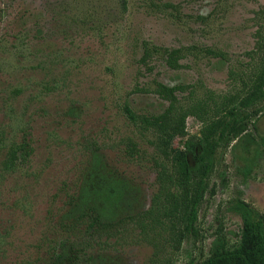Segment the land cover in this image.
<instances>
[{
  "label": "rangeland",
  "instance_id": "rangeland-1",
  "mask_svg": "<svg viewBox=\"0 0 264 264\" xmlns=\"http://www.w3.org/2000/svg\"><path fill=\"white\" fill-rule=\"evenodd\" d=\"M164 3L174 8L164 11ZM262 5L264 0H126L124 10L121 0H0V136L6 138L0 162L7 145L23 136L34 150L14 173L0 169V264L47 263L42 245L66 237L57 224L66 196L90 176L92 165L106 166L134 189L123 218L146 211L157 187L150 137L124 118L122 106L161 113L169 102L154 89L162 83L181 107L194 93L227 111L242 79L252 76V63L264 56L256 49L257 32L264 34V19L256 17ZM209 13L201 26L199 16ZM154 47L181 49L178 67H169ZM250 107L259 113L258 134L264 136V97ZM201 128L188 116L185 135L173 147L189 152ZM130 141L138 155L128 150ZM233 144L209 179L194 232L176 246L164 233L155 240L150 231L141 235L128 220L111 233L69 236L68 254L80 264H149L151 237L164 244L162 261L188 264L207 259L218 236L235 247L241 220L230 204L242 201L264 217V152L246 178Z\"/></svg>",
  "mask_w": 264,
  "mask_h": 264
},
{
  "label": "trees",
  "instance_id": "trees-1",
  "mask_svg": "<svg viewBox=\"0 0 264 264\" xmlns=\"http://www.w3.org/2000/svg\"><path fill=\"white\" fill-rule=\"evenodd\" d=\"M122 8L126 9V0H121ZM163 10L174 8L163 4ZM175 10V9H173ZM172 11V9H171ZM208 15H200L201 26L206 25ZM257 19H264V5L256 11ZM261 29L263 27H260ZM259 34L256 49L264 54V34ZM145 49V54H146ZM169 67H178L181 49H158ZM208 54H212L210 49ZM254 65L252 76L241 81L242 89L230 96L232 104L227 111L211 104V98L197 99L194 93L186 107H181L173 94V89L162 83H157L155 93L169 105L161 113H142L125 102L121 108L124 118L138 132L150 137L148 146L152 150V161L155 165L156 192L152 197L150 207L138 216L122 215L130 211L134 189L122 177L108 174L106 166L101 169L92 165L88 171L90 176L79 182V188L67 194L62 209L63 215L58 221L60 232L66 237L49 240L42 246L47 256L46 264H80L69 255V236L78 234L104 232L111 233L128 221L139 226L140 234L153 235L154 240L160 233L168 236V245L182 241L184 237L194 232L198 210L207 193L209 179L217 168L222 153L232 142V148L237 150L243 164V175L248 178L257 162L260 152H264V136L258 134V112L250 107L259 98L264 97V56ZM256 66L258 68L256 69ZM188 116L197 119L201 125L200 138L189 152L173 147L172 141L185 135V121ZM6 138L0 136V149L5 147ZM132 154H139L135 142H129ZM0 162L3 173H14L29 163L34 150L26 136L20 141H11L7 145ZM192 156V160L189 157ZM94 163L100 164L98 156H92ZM102 165V164H101ZM99 172L98 176L95 172ZM230 211L241 220L239 241L229 248L224 237L218 236L212 242L210 256L201 263L193 261L188 264H264V217L243 203L234 201ZM129 214V213H128ZM158 233V235H155ZM66 238V239H65ZM154 252L149 264H167L162 261L164 244L158 239H146Z\"/></svg>",
  "mask_w": 264,
  "mask_h": 264
}]
</instances>
